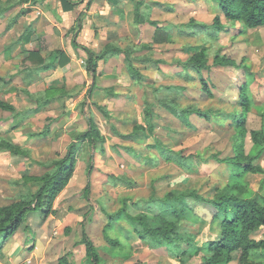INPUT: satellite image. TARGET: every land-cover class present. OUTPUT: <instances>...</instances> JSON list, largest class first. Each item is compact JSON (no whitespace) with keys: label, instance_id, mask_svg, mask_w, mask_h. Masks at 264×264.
Returning <instances> with one entry per match:
<instances>
[{"label":"rangeland","instance_id":"374dc122","mask_svg":"<svg viewBox=\"0 0 264 264\" xmlns=\"http://www.w3.org/2000/svg\"><path fill=\"white\" fill-rule=\"evenodd\" d=\"M18 1L0 0V3L13 4ZM52 1L55 3L57 0ZM145 1L141 8L145 23L134 21L135 4L131 0H117V7L121 9L118 12H113L111 6L102 3L104 7L99 12L107 14L106 18L111 22L107 26L113 25L114 21L117 23L115 29L106 30V34H101L98 40L83 32L84 35L79 40L95 49L103 47L106 41L104 39H110L124 47L128 44L137 48L145 45L138 49V55H150L156 59H164L166 63H159V67L153 63H140L139 68L145 74V81L139 83L127 73L123 56H117L112 61L109 59L108 65L100 61L96 87H93V92L89 95L92 79L83 69L86 57L81 61L80 50H74L70 39L69 61L71 57L79 58L75 68L69 69V75L59 81L67 90L66 96L45 105L43 111L36 113L38 116H27L21 126L19 124L10 128L8 134L0 132V136H10L14 143L30 150L29 157L0 150V204L10 203L19 199L26 191H36L39 188V182L26 181L28 175H39L42 172L38 161L50 160L63 154L72 140V131L88 129L87 115L96 120L101 133L106 137L104 142H97L95 149L86 146L78 156L73 175L54 201L55 211L48 217L40 211L30 212L18 231L2 244L0 264H60L62 256H66L71 264H90L85 245L80 241L84 230L97 245L105 264H180L170 256L165 247L150 248L138 239L129 240L133 245L131 250L126 244L121 246V250L110 245L103 230L106 218L97 203V197H104L106 205L116 209L119 205L117 199L121 195L129 193L135 198L143 197L149 195L154 187L160 196L172 190L191 189L205 196H212L216 189L227 184V164L216 160L212 155L216 154L220 158L233 155L234 129L229 120L216 117L207 121L191 115L194 126L190 127L160 106L158 98H173L185 106L194 104L202 108L216 107L229 111L235 107L241 108L239 90L243 84H247L253 105L246 122L248 132L245 151L248 152L252 147L250 131L259 128L264 121V27L245 29L239 20L227 17L215 0H157L171 5L173 9L170 11L152 5L151 1L154 0ZM37 13L41 17L42 13ZM88 15L92 17L98 13L87 12L86 18ZM216 16H219L224 25L218 37H213L192 24H211ZM149 19L160 20L166 31L156 29L147 22ZM38 22L37 19L34 24ZM87 23L85 20V24ZM93 23V29L98 28L95 20ZM71 34L70 29L65 32L62 40L64 45ZM199 45L206 48L210 66L203 70V75L210 83L212 96L202 90L197 75L186 80L183 68L177 63V59H188ZM216 55L233 58L237 65H213ZM245 69H251V74H247ZM0 70L5 76L3 82L15 73L14 69ZM60 75L56 74L58 77ZM13 80L14 76L10 82ZM174 84L184 85L186 88L181 92L167 88ZM113 93L117 95L114 96ZM144 95L154 103L155 137L175 150H182L185 155L202 154L201 157L194 158L191 170L167 161L162 156L152 158V150L148 148V144L155 141L154 136L145 134L141 142H135L124 140L113 131L112 125L127 133L133 130L136 123L143 122ZM98 104L106 108L110 117L98 108ZM11 115L8 120H11ZM0 117L3 118V115ZM46 126H49L46 136H38ZM123 145L134 146L137 155L128 153ZM91 159L95 163L92 196L95 211L92 213V221H88L84 219V214L91 205L83 193L88 182L87 165ZM256 163L264 168V152ZM112 172L134 177L138 181L137 187L130 189L103 184L107 174ZM247 176L252 187L259 190L262 175ZM102 188L105 193L103 196L100 194ZM190 204L200 217L189 226L196 243L202 246L206 241L218 238L219 226L213 218L211 206L199 200H192ZM263 232L264 228H261L254 231L252 236L260 239ZM122 239L125 240L123 236ZM191 259L193 263H201V258L197 255ZM230 264H239L238 258L234 257Z\"/></svg>","mask_w":264,"mask_h":264},{"label":"trees","instance_id":"16d2710c","mask_svg":"<svg viewBox=\"0 0 264 264\" xmlns=\"http://www.w3.org/2000/svg\"><path fill=\"white\" fill-rule=\"evenodd\" d=\"M61 1L64 10H70L78 4V2L72 0ZM131 1L135 4L134 21L145 23L146 20L143 17L141 8L146 1ZM215 1L227 17L232 20H239L245 29L264 27V0ZM90 4L91 0L88 5ZM151 4L158 5L168 11L173 9L171 5L162 1L154 0L151 1ZM13 5L9 4L6 9L11 8ZM147 22L160 31H166V27L161 24L160 20L149 19ZM192 24L213 37H218L224 29L219 16H216L211 24L204 22H193ZM83 25L84 12L79 14L75 25L71 28L73 33L71 45L86 52L84 69L92 79L89 95L92 94L93 87H96L100 61L107 62L114 56H123L127 73L139 83L145 81V74L139 68L140 63H153L156 67H159L161 62L166 63L164 59H156L146 54L138 55V49L143 48L145 45L137 48L133 44H128L124 47L111 41L98 51L88 47L78 41ZM60 56L61 64L69 62V56L59 50L51 54L52 63L55 64L56 59ZM177 63L183 68L186 80H191L197 75L202 90L208 96L213 95L210 83L203 75V70L210 66L206 56V48L203 45H199L196 52L190 55L188 59H177ZM213 65H237V62L226 55H216ZM245 66L249 67L248 65ZM245 71L247 74H251V69H245ZM0 80H3L2 76H0ZM167 88L181 92L186 86L174 84L168 85ZM113 95L116 96L117 93H113ZM55 96L56 92L45 91L43 96H38V105L30 110L40 111L51 99H55ZM239 97L241 108L237 109L235 107L229 111L216 107L202 108L194 104L185 106L173 98L157 99L160 106L190 127L194 126L190 119L191 115H197L207 121H212L216 117L229 120L230 126L234 129L233 155L223 158L218 157L216 154L212 155L216 160L227 164L229 180L226 185L216 189L212 196H205L195 189L172 190L160 196L157 194L155 187L149 195L143 197L135 198L133 194L126 193L118 197L119 205L116 209L109 208L104 201V197H97L98 206L106 218L103 229L104 236L110 245L121 250L123 248L121 246L126 244L129 245L131 250L133 245L129 240L138 239L150 248L165 247L170 256L177 259L180 264H196L191 259L196 255L201 258L200 264H230L234 257L238 258L239 264H264V232L263 237L260 239L252 236L254 231L264 228V168L256 163V160L264 152V121L259 128L250 131L253 145L246 152L245 137L248 132L246 122L253 105V98L247 84L240 87ZM97 106L106 116L110 117L109 112L103 105L98 104ZM0 108L11 110L15 112L16 116L19 114L13 104L2 98H0ZM154 110V103L147 95H144L142 103L143 122L136 123L133 130L127 133L120 131L115 125H112V129L120 138L135 142H141L145 134L154 136L155 141L148 144V148L152 150V158L162 156L167 161L191 170L194 158L201 157L202 154L185 155L182 150H175L163 143L160 138L155 137ZM87 117L88 129L85 131H72V140L63 154L50 160L38 161L42 172L39 175H28L26 181L39 182V188L36 191H26L19 199L10 203L0 204V249L2 244L18 231L30 212L40 211L43 212L45 217H48L55 211L54 201L73 175L78 156L85 150L86 146L95 149L98 141L104 142L106 140L96 120L89 115ZM48 131L49 126H46L44 131L39 134H47ZM124 148L128 153L136 154L134 146L128 145ZM0 150L9 151L16 156H30L29 148L19 146L5 136H0ZM94 164L93 159H91L87 165L88 182L83 193L87 202L91 205L90 209L84 214V219H88V221H92V213L95 211L92 202L94 201L92 199ZM249 174L262 175L259 190L254 189L248 182L247 175ZM103 184L132 189L137 187L138 181L126 173L112 172L107 174V179ZM103 191L102 188L100 193L102 196L105 195ZM192 200H199L210 205L213 209V218L219 226V237L206 241L202 246L196 243L195 235L189 228L191 223H195L200 218L190 204ZM122 236L125 240L122 239ZM80 241L85 245L86 256L90 264H105L97 245L85 230ZM128 256L126 255V257ZM59 263L71 264L66 256H62Z\"/></svg>","mask_w":264,"mask_h":264},{"label":"crops","instance_id":"0c3cea01","mask_svg":"<svg viewBox=\"0 0 264 264\" xmlns=\"http://www.w3.org/2000/svg\"><path fill=\"white\" fill-rule=\"evenodd\" d=\"M72 1H76L78 4L70 10H64L61 0H57L55 3L52 0H19L8 9L6 8L9 4L0 3V34H2L0 35V69L15 70V73L7 81L3 82L0 80V98L13 104L19 112L16 116L15 112L0 108V116L3 115V118L0 117V132H7L6 134H8L10 128L19 124L21 126L27 116L34 114L38 116L36 113L43 111L45 105L37 112L27 111V109L35 108L38 105V96H43L45 91L56 92V98L51 99L48 104L66 96V93L62 92L67 90L60 85L59 81L69 75V69L75 68L79 56L71 57V61L65 64H61L60 56L53 64L51 54L62 50L70 57L68 41L72 40L73 34H71V37L68 36L66 45L63 44L62 40L65 32L69 29L71 30L75 25L80 13L84 12L85 27L83 25L79 38L84 35L83 32H87L92 39L98 40L101 34H106V30L115 29L114 26L117 23L114 21L113 25L107 26V24L111 23L106 18L107 14L99 11L104 7L101 5L102 3L106 6H111L113 12L121 11L117 7V0H113V2L111 0H91L90 5H88L90 0ZM37 11L42 13H40L41 17L37 16ZM87 12L89 14L97 12L98 15H92V17L88 15L86 18ZM37 19L39 22L34 24ZM85 20L86 22L88 21L87 24H85ZM93 20L96 21L98 28L93 29ZM102 25L104 27L101 28ZM5 34L7 35L4 36ZM79 38L78 41L80 43L95 49L94 46L79 40ZM104 40L106 41L103 46L111 42L110 39ZM100 49L95 50L98 51ZM74 50H80L81 61H83L86 57V52L81 48H74ZM110 59L112 61L117 59V57ZM108 63L109 60L104 62V65H108ZM84 71L87 74L85 69ZM57 73L61 75L58 77L56 76ZM0 76L5 77L1 74V70ZM13 76L14 80L10 82ZM12 113L14 115H11ZM10 115L11 120H8ZM38 136L45 137L46 134H39ZM8 139L13 141L10 136Z\"/></svg>","mask_w":264,"mask_h":264}]
</instances>
